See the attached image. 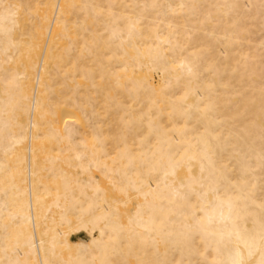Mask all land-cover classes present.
I'll use <instances>...</instances> for the list:
<instances>
[{"label":"bare ground","instance_id":"bare-ground-1","mask_svg":"<svg viewBox=\"0 0 264 264\" xmlns=\"http://www.w3.org/2000/svg\"><path fill=\"white\" fill-rule=\"evenodd\" d=\"M0 264H264V0H0Z\"/></svg>","mask_w":264,"mask_h":264},{"label":"rangeland","instance_id":"rangeland-1","mask_svg":"<svg viewBox=\"0 0 264 264\" xmlns=\"http://www.w3.org/2000/svg\"><path fill=\"white\" fill-rule=\"evenodd\" d=\"M159 81V77L158 75L155 76V82H158Z\"/></svg>","mask_w":264,"mask_h":264}]
</instances>
